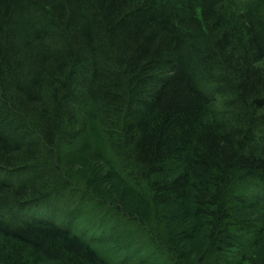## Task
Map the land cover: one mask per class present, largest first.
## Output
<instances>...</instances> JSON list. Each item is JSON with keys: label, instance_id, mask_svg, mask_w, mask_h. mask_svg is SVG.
<instances>
[{"label": "trees", "instance_id": "1", "mask_svg": "<svg viewBox=\"0 0 264 264\" xmlns=\"http://www.w3.org/2000/svg\"><path fill=\"white\" fill-rule=\"evenodd\" d=\"M0 264H264V0H0Z\"/></svg>", "mask_w": 264, "mask_h": 264}]
</instances>
